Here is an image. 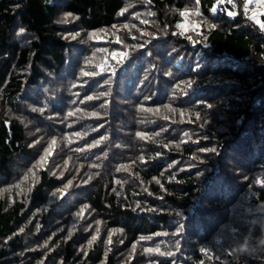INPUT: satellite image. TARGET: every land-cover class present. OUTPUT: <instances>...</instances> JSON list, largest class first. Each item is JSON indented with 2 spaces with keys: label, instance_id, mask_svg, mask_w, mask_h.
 I'll use <instances>...</instances> for the list:
<instances>
[{
  "label": "trees",
  "instance_id": "16d2710c",
  "mask_svg": "<svg viewBox=\"0 0 264 264\" xmlns=\"http://www.w3.org/2000/svg\"><path fill=\"white\" fill-rule=\"evenodd\" d=\"M246 1L0 0V264H264Z\"/></svg>",
  "mask_w": 264,
  "mask_h": 264
},
{
  "label": "snow or ice",
  "instance_id": "6c2138e0",
  "mask_svg": "<svg viewBox=\"0 0 264 264\" xmlns=\"http://www.w3.org/2000/svg\"><path fill=\"white\" fill-rule=\"evenodd\" d=\"M199 2V0H197V3ZM228 2L229 3H232V0H228ZM255 2V4L257 5V7H259V8H264V0H247V3L245 4V9L247 10L248 9V7L250 6V5H252L253 3ZM182 16H188V15H193V14H195V15H199L200 13L197 11V12H195V13H190V12H187V11H185V12H181L180 13ZM235 13H232V12H229V15H234ZM257 15H264V12H260V13H253V15L250 17V19H252L255 23H257L259 26H260V28H261V30H264V21H261V20H258L257 19ZM125 27H127V26H125ZM179 27H181V28H184L185 27V25H183V24H181V25H179ZM23 31V29H21V32ZM191 85H189V87H190ZM55 144H56V141L55 140H53L52 141V145L53 146H55ZM212 151H215V149H212ZM48 154H50V152L49 153H46V156L48 155ZM46 156H45V159H46ZM44 161H42L41 163H43ZM25 179H27V177H25ZM261 183H264V181H260ZM79 215V214H78ZM96 239V237H93V240H95ZM141 239H143V238H141ZM109 243H111V239L109 238ZM149 251H151V250H149ZM158 251V250H157Z\"/></svg>",
  "mask_w": 264,
  "mask_h": 264
},
{
  "label": "rangeland",
  "instance_id": "374dc122",
  "mask_svg": "<svg viewBox=\"0 0 264 264\" xmlns=\"http://www.w3.org/2000/svg\"><path fill=\"white\" fill-rule=\"evenodd\" d=\"M240 1V0H239ZM239 1L238 2H232V3H236V4H238L239 3ZM246 3H247V1H246ZM230 4V3H229ZM249 7H257V5L255 4V2L252 4V5H250ZM248 7V8H249ZM256 9V8H255ZM260 12H264V8L263 9H256V10H254V13H260ZM189 27V24H185V27L184 28H188Z\"/></svg>",
  "mask_w": 264,
  "mask_h": 264
},
{
  "label": "built area",
  "instance_id": "2783aa9c",
  "mask_svg": "<svg viewBox=\"0 0 264 264\" xmlns=\"http://www.w3.org/2000/svg\"><path fill=\"white\" fill-rule=\"evenodd\" d=\"M220 1H223L225 3H229L228 0H220ZM239 0H232V2H238Z\"/></svg>",
  "mask_w": 264,
  "mask_h": 264
}]
</instances>
